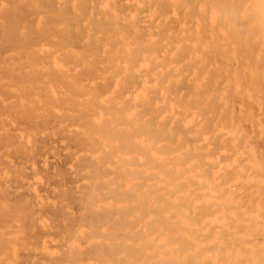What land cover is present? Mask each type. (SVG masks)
Listing matches in <instances>:
<instances>
[{
  "label": "bare ground",
  "instance_id": "1",
  "mask_svg": "<svg viewBox=\"0 0 264 264\" xmlns=\"http://www.w3.org/2000/svg\"><path fill=\"white\" fill-rule=\"evenodd\" d=\"M0 264H264V0H0Z\"/></svg>",
  "mask_w": 264,
  "mask_h": 264
},
{
  "label": "rangeland",
  "instance_id": "2",
  "mask_svg": "<svg viewBox=\"0 0 264 264\" xmlns=\"http://www.w3.org/2000/svg\"><path fill=\"white\" fill-rule=\"evenodd\" d=\"M23 179L24 180H26V181H29V180H31L30 178H28V177H23Z\"/></svg>",
  "mask_w": 264,
  "mask_h": 264
}]
</instances>
